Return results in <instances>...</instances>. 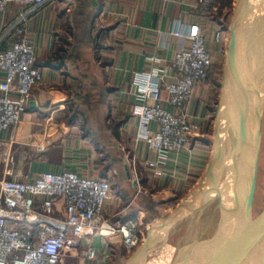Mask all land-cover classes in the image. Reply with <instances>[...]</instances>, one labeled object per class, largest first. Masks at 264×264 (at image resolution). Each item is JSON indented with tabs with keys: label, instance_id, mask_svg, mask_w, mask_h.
I'll use <instances>...</instances> for the list:
<instances>
[{
	"label": "crops",
	"instance_id": "obj_1",
	"mask_svg": "<svg viewBox=\"0 0 264 264\" xmlns=\"http://www.w3.org/2000/svg\"><path fill=\"white\" fill-rule=\"evenodd\" d=\"M234 1L225 0L214 16H205L192 0H49L35 9L12 1L6 10H0V49H6L15 40L13 24L20 12L32 8L26 30L43 71V81L34 89L21 123L0 136V179L6 168L4 151L9 148L15 170L26 178L66 169L108 177L107 171L96 169L93 143L81 135L78 121L71 118L74 106L82 101L81 91L89 86L101 88L99 94L95 90L91 94L97 107H103L104 116L110 110L116 116L129 115L120 130L133 151L130 176L124 162L123 186L112 193L105 216L125 220L139 209L145 210V201H169L191 191L197 182L194 179L199 180L212 158L211 141L204 136L208 102L214 95L212 76L198 84L187 108L200 123L190 148L169 161L162 176L146 167L145 161L157 156L145 142L137 138L135 142L138 119L132 112L143 102L135 79L150 68L173 73L175 55L189 47V41L175 31L186 33L192 23L202 26L209 48L216 51L215 32L225 25V13ZM88 244L99 249L94 261L84 256ZM66 257L71 264H120L126 253L121 235H95L82 240L79 256Z\"/></svg>",
	"mask_w": 264,
	"mask_h": 264
},
{
	"label": "built area",
	"instance_id": "obj_2",
	"mask_svg": "<svg viewBox=\"0 0 264 264\" xmlns=\"http://www.w3.org/2000/svg\"><path fill=\"white\" fill-rule=\"evenodd\" d=\"M12 1L35 9L49 0H0V10H6ZM224 1L192 3L205 16H214ZM32 8L20 12L13 24L15 40L8 48L0 49V136L21 123L34 89L43 81V71L26 30ZM227 32L224 24L217 28L216 51L225 44ZM175 34L184 36L189 47L175 55L173 73L150 68L135 79L143 99L132 112L138 119L137 139L157 156L145 161L157 176L165 175L169 161L190 148L200 127L187 108L198 84L211 76L216 52L209 48L208 36L198 22L192 23L186 33L177 30ZM14 161L10 148L6 149L5 174L0 179V264H64L66 256H79L84 238L95 235H121L128 252L144 241L142 211L125 220L105 216L106 204L112 197L109 177L66 169L26 178L15 170ZM84 256L86 260H96L98 247L88 244Z\"/></svg>",
	"mask_w": 264,
	"mask_h": 264
},
{
	"label": "rangeland",
	"instance_id": "obj_3",
	"mask_svg": "<svg viewBox=\"0 0 264 264\" xmlns=\"http://www.w3.org/2000/svg\"><path fill=\"white\" fill-rule=\"evenodd\" d=\"M237 2L238 0L234 1V5L232 4L231 8L228 7L227 12L225 13V26L228 31L225 34V44H223L221 50L218 48V51L214 52V64L212 65L211 74L214 95L212 100L208 102L209 115L205 121L204 132V136L211 141L209 144L211 147L210 150L212 149V154L210 153L211 156L213 155L214 151L217 124L216 116L220 110V100L223 92L228 46L232 36L230 25ZM253 2L261 17V30L263 31L264 0H253ZM247 27L249 30V26ZM249 33H251L250 30ZM251 41L252 39L250 35L249 48L251 46ZM247 50V45L245 46L242 44L241 46L240 43V51L244 61V68L249 73L250 67L246 62V60H248L249 54ZM255 55L256 52L253 54V59L256 64V68L258 69L256 70L260 75L263 74L264 76V54L262 55V59L257 58ZM237 76L238 74L235 73V75H232L231 77L232 93L229 94L227 99L228 102L224 106L226 107V111L224 112L223 120V156L220 164L217 167L214 180L208 185L206 194L210 195V198L208 197L205 202H202V205L198 208V210H196V212L184 214L175 223L168 225L163 230V232H161L157 243L147 255L145 259L147 260V263L144 261L143 264H154L155 260L159 257V254L164 249H166V247H172L174 250L173 252L169 253L168 256L164 255L161 264H177L181 260H184L191 252H194L195 247L200 242L212 237L216 233L221 217L219 190L221 189V184L227 180V177H229L234 167L236 152L235 149L237 146V129L239 128L240 123L239 115H237L235 112V107H238L236 100L240 102L242 107L244 103L247 104L246 98L242 91L240 83L241 81H239L240 78ZM93 90H95L97 93L99 90H101V88L96 87L92 89L89 86L84 87V90L81 91V96L84 99L82 98V101L79 102V105L76 104L77 106H74L71 118L72 120L78 121L81 135L93 143L91 153L94 154L93 158H95L97 162L96 169H99L100 171H107V176L110 178L112 183V193L120 192L121 187L123 186V183L121 184L123 178L121 172L124 167V162L130 166V160L133 158V151L130 150L131 142L129 139L127 140L125 134L120 130L121 122H123L125 119H128L129 115L116 116L112 110H110L107 116H104L103 107L98 108L97 102L92 98L93 93L91 94V92H93ZM239 90L242 93L240 98H238ZM97 94H99V92ZM240 109L242 108L240 107ZM136 138L137 136L135 137V142L138 140H136ZM103 144L105 145L103 146ZM104 159H106V163L103 161ZM203 175L199 178V180L194 179V181H197L196 184L191 188V191L186 192L184 195H175L172 200L169 201L162 200V202H159L154 199V201L152 200L144 202L145 204L143 207L145 210L139 209V211H142V226L140 228L144 230L145 239L155 221L168 215L181 202L185 201L200 182ZM136 213L137 212L133 214ZM254 222L258 239V247L264 264V119L258 181L254 194ZM164 235L168 236L165 237ZM138 247L135 248L133 252H128L124 246L126 258L120 264H125L131 255L138 249ZM68 260L69 259L65 257L64 264H71ZM242 263L251 264L249 258H246V260H244ZM255 264H259V262Z\"/></svg>",
	"mask_w": 264,
	"mask_h": 264
},
{
	"label": "water",
	"instance_id": "obj_4",
	"mask_svg": "<svg viewBox=\"0 0 264 264\" xmlns=\"http://www.w3.org/2000/svg\"><path fill=\"white\" fill-rule=\"evenodd\" d=\"M244 24L249 26L251 32V56L260 47L264 54V36H262L264 34L261 33L262 21L259 12L253 0H238L230 25L232 36L228 46L220 110L216 116L214 151L209 166L189 197L168 215L155 221L145 241L125 264H143L157 243L161 232L168 225L180 219L182 215L196 212L202 202L207 200L208 185L214 180L223 156V120L226 111L224 106L228 102L229 94L232 93L231 77L235 73L240 78L243 94L252 109L244 110L240 103L238 104L242 109H240L234 167L219 190L221 204L219 226L212 237L200 242L194 252L177 264H241L249 253L254 255L256 263L263 264L254 222V194L258 181L262 145L264 76L257 73L255 65H252L249 59L246 60L250 67L249 73L244 68L240 51ZM258 39L259 46H257ZM126 167L130 176L128 165Z\"/></svg>",
	"mask_w": 264,
	"mask_h": 264
},
{
	"label": "bare ground",
	"instance_id": "obj_5",
	"mask_svg": "<svg viewBox=\"0 0 264 264\" xmlns=\"http://www.w3.org/2000/svg\"><path fill=\"white\" fill-rule=\"evenodd\" d=\"M263 17V16H262ZM263 19V18H262ZM264 23V22H263ZM248 25H246V24H244V26H243V30H242V34H241V41H240V43H241V46H242V44H244L245 46L247 45V47H248V59L250 60V62L252 63V65H255L254 67H255V69H257L256 68V64H255V62H254V59H253V56H251V50H250V48H249V40H250V35H251V33H249V30L247 29L248 27H247ZM260 27L262 28V24L260 25ZM263 31H264V26H263ZM263 31L261 30V33L262 34H264L263 33ZM262 36H264V35H262ZM260 38V37H259ZM262 38V37H261ZM261 40V39H260ZM257 46H259V39H258V42H257ZM256 57L257 58H259V59H262V55H263V50H262V48L260 47V49L258 48L256 51ZM252 59H253V61H252ZM258 70V69H257ZM256 70V71H257ZM260 71V70H259ZM258 73V72H257ZM260 77V76H259ZM231 93V92H230ZM240 96H242V93L240 92V90H239V94H238V98H240ZM237 101V104H239L240 102L238 101V100H236ZM243 107H244V110H247V108H248V110H251L252 109V106L250 107V103L248 102V104H246V103H244L243 104ZM235 112H236V114L237 115H239V117H240V115H241V110H240V108H239V106L237 107H235ZM238 132H239V128L237 129V136H238ZM218 191V190H217ZM217 191H216V193H217ZM212 194V193H211ZM214 194V193H213ZM240 195V194H239ZM213 196V195H212ZM208 197L210 198V195H208ZM165 236V235H164ZM166 236H168V235H166ZM165 236V237H166ZM168 238V237H167ZM173 250L174 249H172V247H166V249H164L160 254H159V257L155 260V262H154V264H161L162 263V258L164 257V255H169V253H171V252H173ZM246 258H249L250 259V263L251 264H255L256 263V261H255V257H254V255L252 254V253H249L244 259H243V261L242 262H244V260H246ZM146 261V263H147V260H145ZM241 262V264H243Z\"/></svg>",
	"mask_w": 264,
	"mask_h": 264
}]
</instances>
